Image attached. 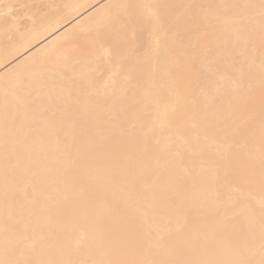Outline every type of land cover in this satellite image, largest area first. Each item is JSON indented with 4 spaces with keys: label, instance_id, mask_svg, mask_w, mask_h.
Here are the masks:
<instances>
[{
    "label": "bare ground",
    "instance_id": "obj_1",
    "mask_svg": "<svg viewBox=\"0 0 264 264\" xmlns=\"http://www.w3.org/2000/svg\"><path fill=\"white\" fill-rule=\"evenodd\" d=\"M0 264H264V0H0Z\"/></svg>",
    "mask_w": 264,
    "mask_h": 264
}]
</instances>
